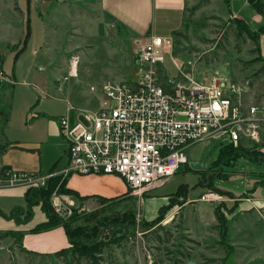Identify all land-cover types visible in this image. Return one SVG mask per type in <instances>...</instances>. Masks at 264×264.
<instances>
[{
    "label": "rangeland",
    "instance_id": "374dc122",
    "mask_svg": "<svg viewBox=\"0 0 264 264\" xmlns=\"http://www.w3.org/2000/svg\"><path fill=\"white\" fill-rule=\"evenodd\" d=\"M233 1V5H239L238 0ZM259 4L264 11V0H259ZM230 7L226 0H186L182 25L170 35L169 52L163 55L164 75H176V62L197 82L226 78L240 87L243 103H264V65L256 58L252 41L238 33L231 22L227 11ZM249 8L244 6L241 15L246 17ZM25 30L27 36L23 39ZM133 39L119 25L104 23L99 0H0V114L7 115V120L11 118L9 125L8 121L5 124L7 128L13 127L11 132L7 130L9 136L27 134L20 117L27 103L33 105L39 98L53 113L61 112L68 101L70 122L75 111L92 110L95 102L98 106L103 82L129 81L133 77ZM73 61L74 75L70 73ZM59 143L61 150L67 144L63 137ZM227 144L210 140L187 147L186 166L179 165L173 175L142 196L143 201H164L158 205L145 202L142 215L149 218L152 206L165 204L170 193L178 191L180 195H169L170 206L158 221L142 225L138 220L134 232L107 243L100 264H264V205L257 200L264 198V162L246 157L229 162L220 159L221 162L219 148ZM188 162H196L199 168L191 169ZM113 175L125 189L123 179ZM47 179L26 188L33 193ZM22 187L0 185V190ZM207 191H213L217 197L195 200ZM53 192L67 195L58 191L57 186ZM51 194L48 203L58 220L72 222L86 215L76 207V201L69 210L64 206L55 212ZM7 196L14 204L6 212L0 210L3 214L25 206L19 189L1 192L0 207H4ZM124 205H131L130 201ZM121 206H110L107 211ZM155 216L146 220L150 222ZM22 218L18 214L14 219ZM17 235V230L0 229V264H67V258L54 257L53 253L26 252L19 246ZM71 238L78 244L84 239L77 231ZM69 264L88 262L80 258Z\"/></svg>",
    "mask_w": 264,
    "mask_h": 264
},
{
    "label": "built area",
    "instance_id": "2783aa9c",
    "mask_svg": "<svg viewBox=\"0 0 264 264\" xmlns=\"http://www.w3.org/2000/svg\"><path fill=\"white\" fill-rule=\"evenodd\" d=\"M133 43L134 73L129 81L103 82L94 111H75L72 122L71 108L57 117L58 132L67 143L65 166L45 176L0 167V185L26 187L72 173L116 174L131 194L141 196L187 164L185 149L191 145L211 140L232 147L261 146L264 103H243L240 87L226 78L197 82L176 62V75L166 77L162 61L170 36L148 33ZM51 195L55 212L73 205L68 195ZM216 197L207 191L199 199Z\"/></svg>",
    "mask_w": 264,
    "mask_h": 264
},
{
    "label": "crops",
    "instance_id": "0c3cea01",
    "mask_svg": "<svg viewBox=\"0 0 264 264\" xmlns=\"http://www.w3.org/2000/svg\"><path fill=\"white\" fill-rule=\"evenodd\" d=\"M226 1L228 7L232 3V6L228 9L230 14L242 19L249 29L255 30L257 27L264 25V16L257 13L246 0H238V6L233 5V0ZM185 3L186 0H99L100 13L104 23L119 25L132 38H142L148 33L160 37H169L182 25ZM246 5L250 8L249 10H244L246 12V17H244L241 15V9ZM258 44L259 55L264 59V30L259 35ZM5 81L8 83L7 79ZM97 103L95 102L94 109H85L80 112L94 111L99 106H97ZM30 105L31 103H27L23 116L20 117V121L23 120L27 133L24 136L10 137L7 130L11 132L13 127L7 128V125H9L11 118L8 117L7 120V115L0 114V167L6 166L17 172H29L36 176H45L61 170L67 162L65 147L62 150L60 148L59 138L61 136L58 132L56 116L63 115L68 108H71V105L66 101L62 111L55 113L50 111L49 106L41 98L35 101L33 105ZM26 108H29L27 112ZM69 113L70 110L68 115ZM6 122L7 125L5 126ZM15 127H18L17 122ZM261 147L264 151V140ZM61 178L64 179V186L73 193V195L67 194L71 197L73 205L75 206L74 203L76 201V207L86 212L85 216L68 222L67 227L69 229L80 228L84 231H89L98 219H119L124 214H132L135 223L138 220L149 222L146 219L157 216L159 207L167 205L169 195H173V193H170L165 198L167 200L165 204L158 207L152 206L151 215L149 218H145L141 211V207L143 208L142 205L145 202L152 201L158 205V202L164 201V199L153 198H144L143 201L142 196L149 190L143 191L141 196L131 194L124 180L122 181L125 189L121 185L120 179L113 174L78 175L72 173ZM19 189H21L23 194L25 185L22 188L0 190V193L12 190L19 191ZM202 194L204 192L200 193L195 200L203 201L199 199ZM132 196L139 198V200L131 198ZM74 197H76V200ZM231 199L234 200V198ZM257 200L258 203L264 205V198L259 197ZM125 201H130L131 205H124ZM237 201H239L238 198ZM12 202L10 196H7V200L3 204L4 207H0V210L6 212L13 206L14 203ZM119 203L122 205L120 208L112 212L107 211L108 207L116 206ZM24 207H21V209ZM45 219L38 206H34L32 207V216L24 223H15L12 219H6L0 215V229L17 230L18 234L20 233L19 246L27 251L48 254L68 246L67 237L61 224L43 231H31V228L45 221ZM135 223L102 226L99 230V239L128 235L134 232ZM92 243L87 238L80 240V245L83 246H89Z\"/></svg>",
    "mask_w": 264,
    "mask_h": 264
},
{
    "label": "trees",
    "instance_id": "16d2710c",
    "mask_svg": "<svg viewBox=\"0 0 264 264\" xmlns=\"http://www.w3.org/2000/svg\"><path fill=\"white\" fill-rule=\"evenodd\" d=\"M246 1L257 13L264 16V11L261 10L259 0H246ZM227 11L230 16L231 22L234 24V27L236 28L237 32L243 33L249 40L252 41L254 45L253 51L256 52V58L258 60H261L264 65V59H262L259 55V44H258V38H259V35L264 30V25L257 27L255 30H251L248 28V26L245 24V22L242 19L232 16L228 9ZM26 36H27V32L25 30L23 39ZM261 146L256 147L255 145H252L250 146V148H244L242 146L232 147L229 144L222 145L219 148L218 157H219V160L223 159L224 162H229L230 159H235L237 157H246L256 162H259V161L264 162V151L261 149L262 148ZM220 161L222 162V160ZM2 167H6V166H2ZM25 173H29V172H25ZM45 183L43 187H40L39 189L35 190L33 193H30L29 188L25 187L24 192H23L25 207L23 209L13 208L9 211L8 215H4L1 212H0V215L6 219L13 220L15 216H18V214H21L23 215L22 221L14 219V222L16 221V223H24L28 221L30 217L32 216V207L38 206L39 210L44 214L46 219L45 221L36 224L33 228H31V231L32 232L43 231V230H46V229H49L51 227L61 224L62 227L64 228V232L67 237L68 246H65L61 249L56 250L55 252H53V256L54 257L63 256L64 258H67L66 260L68 261L67 264H69L70 261L76 260L77 262L80 258H83L84 260H86L88 264H100L99 260L101 257V253L104 247L107 245V243L115 242L120 239V237H112V238H109L108 240H99L97 238V235L99 234L100 228L102 226H113V225H123V224H128V223H135L134 216L132 214H124L119 219H116V218L112 220L98 219L94 222L92 229L89 231H84L80 228L69 229L67 227V222H70V221H62L60 219L58 220L57 217L52 213V210L48 203V199H49L51 192L54 190L55 186H57V190L62 193L73 195L72 191L64 186V179L61 178L60 175L49 177ZM221 193L222 195L228 194L227 192H221ZM31 194L34 195L33 198H31L30 196ZM173 194L176 196L180 195L178 191L174 192ZM38 196L39 197L44 196V197L42 199V198H39ZM169 206L170 205L167 204L165 206L159 207L158 215L154 219H152L150 222H141V224L147 225V224H150L151 222L158 221L162 213ZM68 220H71V219H68ZM76 231L81 235V238H90L91 240H93V243L89 246H83V245L78 244L77 242L76 243L73 242L71 238L72 233ZM19 238H20V233L17 235L16 239L19 240ZM25 251L28 253H36L33 251H27V250Z\"/></svg>",
    "mask_w": 264,
    "mask_h": 264
},
{
    "label": "water",
    "instance_id": "95a60500",
    "mask_svg": "<svg viewBox=\"0 0 264 264\" xmlns=\"http://www.w3.org/2000/svg\"><path fill=\"white\" fill-rule=\"evenodd\" d=\"M188 165L191 169H198V164L196 162H188ZM187 264H195L194 262H188Z\"/></svg>",
    "mask_w": 264,
    "mask_h": 264
},
{
    "label": "bare ground",
    "instance_id": "6f19581e",
    "mask_svg": "<svg viewBox=\"0 0 264 264\" xmlns=\"http://www.w3.org/2000/svg\"><path fill=\"white\" fill-rule=\"evenodd\" d=\"M70 73L73 75L76 73V62L75 61L70 63Z\"/></svg>",
    "mask_w": 264,
    "mask_h": 264
}]
</instances>
